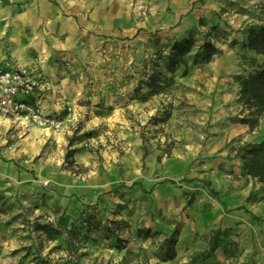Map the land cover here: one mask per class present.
<instances>
[{"label":"rangeland","instance_id":"1","mask_svg":"<svg viewBox=\"0 0 264 264\" xmlns=\"http://www.w3.org/2000/svg\"><path fill=\"white\" fill-rule=\"evenodd\" d=\"M34 1L1 0L11 11L2 19L0 27V49L8 58H12L10 53L14 49L25 52L27 37L20 23L16 22L18 15L29 9H38L48 14L49 20L41 27L44 37H32L30 41L38 39L46 41L47 45L55 40L63 42L67 40L69 31L63 33L59 30L74 28L86 37L84 44L98 41L106 63L118 68V73L124 78L121 81L133 84L124 102V113L115 118V124L82 130L75 122L73 126L77 128L69 134V146L80 144L82 149L94 152L97 159L104 162L114 160L117 154L134 152L142 158L144 175L153 171L151 161L155 159L153 176L159 182L162 169L158 166L165 156L187 154L193 148L206 144L218 127L239 126L245 128L226 143V149L229 157L242 162L238 151L249 143L246 140L248 134L257 135L253 130L259 131V126L251 130L246 121L250 118L251 108L239 101L240 82L243 77L264 67V56L249 49L245 43L248 26L264 23V0H44L48 7L42 10L33 7ZM48 33H52L51 36L47 37ZM190 35L198 45L206 39L211 40L218 51L211 60L204 62L197 56L196 46L183 57L174 73L168 71L169 44ZM151 73L162 79L157 90L144 83ZM215 74H219V79L214 80L221 81L215 88L202 80L214 78ZM234 91L237 96L232 98L228 93ZM69 105L74 108L67 103L60 114L70 115L68 119H71L74 109L68 111ZM64 126L65 123L56 129L44 128L59 132ZM5 135L7 146L13 148L18 138L13 127ZM62 167L66 169L65 160ZM173 183L178 186L179 180H173ZM117 190L115 187L110 192ZM184 197V208L197 201L196 194L192 192H185ZM7 200L0 196V210L6 211L2 217L7 226L15 225L12 231L17 233L13 243H8V247L15 246L9 255L19 256L17 264H62L56 256L49 255L53 249L66 251L63 238L66 227L60 225L66 219L64 215L53 216L48 212L35 215L34 211L11 215L6 207L11 209L15 203ZM121 200L87 203L77 215L70 217L72 227H85L84 218L90 216L97 227L88 234L86 241L100 230L105 237L122 239V246L116 245L118 249H123L130 242L132 247L128 250H131L135 247L129 231L133 212L138 207L140 217L146 216L152 221L155 217L143 210L147 207V197L137 198L139 202L136 205L131 200ZM163 222L161 229H149L144 234L151 243L143 246L145 242H141L138 246L141 256L150 255L162 261L176 258L164 260L172 245L167 239L176 238L178 241L179 236L174 232L181 229L182 223L166 217ZM212 232L204 238L201 250L194 253L187 264H250L251 260L245 255L235 231L222 233L217 244L211 237ZM54 240L56 246L49 247ZM217 251L222 252L221 259L216 256Z\"/></svg>","mask_w":264,"mask_h":264},{"label":"crops","instance_id":"2","mask_svg":"<svg viewBox=\"0 0 264 264\" xmlns=\"http://www.w3.org/2000/svg\"><path fill=\"white\" fill-rule=\"evenodd\" d=\"M33 7L42 10L48 5L44 0H35ZM10 12L0 0V27L2 19ZM47 18L48 14L38 9L18 15L15 20L29 40L24 41L25 52L14 49L10 53L11 60L19 66L34 65L45 77V84L31 98L32 103L47 114L62 113L70 103L74 114L58 132L34 124L29 117L17 119L0 111V196H5L8 203H15L11 209L6 207L7 213L63 214L66 219L60 225L72 228L70 217L89 202L124 199L136 205L139 202L136 199L144 196L148 201L143 210L155 218L152 221L149 217H140L136 208L130 220L129 231L135 246L131 250H128L132 247L130 242L120 250L116 245L121 238L105 237L98 230L76 254H70L67 249H53L49 256H56L62 264H187L191 256L201 250L204 238L220 228L237 233L250 264H264V200H249L251 193L261 194L262 185L245 175L241 160L229 157L226 149V143L245 127H218L206 144L187 154L165 156L158 166L162 169L159 182L153 176L155 159L151 161L153 171L144 175L142 158L134 152L117 154L114 160L104 162L98 160L94 152L82 149L80 144L69 146V134L77 128L73 126L75 122L82 130L115 124V118L124 113V102L133 84L121 81L124 78L118 68L106 63L98 41L84 44L86 37L74 28L59 30L69 31L63 42L55 40L47 45L46 41L38 39L30 41L32 37H44L41 27L48 22ZM48 34L47 37L52 33ZM0 53L7 56L2 49ZM215 78L219 79V74L201 79L215 88L219 82ZM228 95L233 98L237 92ZM11 127L18 136L13 148L7 146L5 135ZM253 133L257 135L248 134L247 142L264 139V123ZM47 145L49 149L44 148ZM68 148L75 149L78 174L62 167ZM173 180H179V185L175 186ZM115 187L118 190L110 192ZM185 192L195 193L197 201L184 208ZM4 213L6 211L1 209L0 264H17L19 256L9 255L15 246L8 247V243L17 238V233L12 231L15 225L5 224ZM164 217L182 223L175 246L176 258L162 261L150 255L141 256L138 248L141 242H145L143 246L151 243L144 234L149 229H161ZM82 229L84 231L85 227ZM53 245L56 246V240L49 247ZM216 256L221 259L222 252L217 251Z\"/></svg>","mask_w":264,"mask_h":264},{"label":"trees","instance_id":"3","mask_svg":"<svg viewBox=\"0 0 264 264\" xmlns=\"http://www.w3.org/2000/svg\"><path fill=\"white\" fill-rule=\"evenodd\" d=\"M248 35L246 46L255 53L264 56V23L251 24L248 26ZM197 46V56L201 61L207 62L211 60L212 56L218 51L214 43L206 39L203 43L197 44L194 36L190 35L183 37L180 40H175L169 44V52L167 54L166 68L168 71L174 73L183 61V57L190 53ZM162 80L156 73L149 74L147 80L144 82L147 86L157 90L158 82ZM241 88L239 92V101L248 105L250 110V118L246 119L250 129L253 130L258 127L261 121H264V67L258 71L243 77L240 82ZM239 154L242 159V167L245 175H249L256 179L262 185L261 194L251 193L250 201L264 200V139L259 142L246 143L239 149ZM75 149H67L65 154L66 169L78 173L80 169L77 168L74 159ZM85 229L81 227H72L64 229L65 244L68 252L74 253L86 241L88 234L96 229L92 217L84 218ZM228 230L214 229L212 236L217 244L218 238L222 233ZM140 233H142L140 231ZM177 236L180 234V229L177 228L174 232ZM167 242H171L169 250L164 260L174 259L177 255L175 251L176 238H169ZM118 246H122L120 243Z\"/></svg>","mask_w":264,"mask_h":264},{"label":"built area","instance_id":"4","mask_svg":"<svg viewBox=\"0 0 264 264\" xmlns=\"http://www.w3.org/2000/svg\"><path fill=\"white\" fill-rule=\"evenodd\" d=\"M45 84L43 73L36 66H19L0 53V111L17 119L29 117L41 127L60 128L67 121L65 114L44 113L31 98ZM72 112L73 107L68 106Z\"/></svg>","mask_w":264,"mask_h":264}]
</instances>
